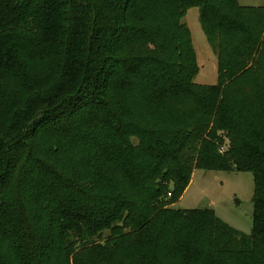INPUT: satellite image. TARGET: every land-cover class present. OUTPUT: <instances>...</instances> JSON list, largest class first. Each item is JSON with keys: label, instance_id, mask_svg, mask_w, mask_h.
I'll return each instance as SVG.
<instances>
[{"label": "trees", "instance_id": "trees-1", "mask_svg": "<svg viewBox=\"0 0 264 264\" xmlns=\"http://www.w3.org/2000/svg\"><path fill=\"white\" fill-rule=\"evenodd\" d=\"M197 170L253 174L251 236L171 208ZM0 264H264V7L0 0Z\"/></svg>", "mask_w": 264, "mask_h": 264}, {"label": "rangeland", "instance_id": "rangeland-1", "mask_svg": "<svg viewBox=\"0 0 264 264\" xmlns=\"http://www.w3.org/2000/svg\"><path fill=\"white\" fill-rule=\"evenodd\" d=\"M238 2L243 7H264V0H238ZM200 15L199 8L190 9L183 17L182 23L191 32L196 55L198 74L193 82L199 86H211L216 85L219 80V57L217 49L209 43L203 31ZM233 80H229L225 84L227 98L230 101L235 96V90L231 94L229 91V89H233L230 87ZM158 114V111L154 113L153 118ZM161 114L165 116L164 113L161 112ZM133 143L138 146L139 141L134 138ZM53 144H55L53 141L42 140L41 152L49 150ZM64 154H66V150ZM65 156L67 157V155ZM254 197L255 179L251 173L197 170L194 172L192 182L180 202L171 208L180 211L213 212L215 217L225 226L238 234L249 237L253 234L254 228ZM108 234L107 232L105 235Z\"/></svg>", "mask_w": 264, "mask_h": 264}]
</instances>
